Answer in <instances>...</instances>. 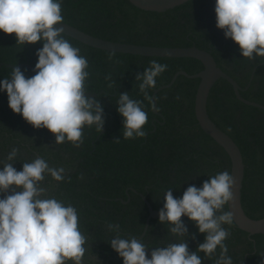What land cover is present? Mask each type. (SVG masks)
<instances>
[{"label": "trees", "instance_id": "16d2710c", "mask_svg": "<svg viewBox=\"0 0 264 264\" xmlns=\"http://www.w3.org/2000/svg\"><path fill=\"white\" fill-rule=\"evenodd\" d=\"M63 23L103 40L152 47L205 50L217 67L241 88L242 98L264 106V58L249 61L231 39H225L216 28L215 0H190L162 13L147 12L134 7L128 0H60ZM89 62L88 93L103 106L104 127L100 133L95 126L85 127L83 143L75 148L71 143L55 144L47 129H34L19 114L8 107L7 94L0 92V161L13 147L20 149L13 167L22 170V163L37 156L44 157L50 167H63L65 179L43 182L48 195L71 204L79 214V227L88 238L84 264H123L111 249L110 240L116 235L108 225H119L121 237H136L151 248L178 242L167 223L150 219L142 236L148 210L142 197L152 209L164 205L168 189L180 198L189 186L201 187L203 182L222 171L230 173L231 163L226 152L199 127L194 115V99L198 79L178 75L183 71L194 75L203 69L192 58L143 57L103 51L82 44L64 35ZM42 43L16 45L13 35L0 32V81L11 78L13 67L27 64L35 67V53ZM167 64V70L156 78V86L145 97L139 91L137 73H143L150 62ZM27 78L35 72L22 67ZM112 87H109V85ZM142 102L148 122L146 136L125 140L122 136L123 118L117 112L119 95ZM154 101L156 103L153 111ZM207 114L214 124L238 146L244 163L241 205L252 219L264 217V111L240 102L232 86L219 79L207 98ZM120 139L119 143H113ZM3 164H0V171ZM18 190V189H17ZM10 193H5L8 195ZM3 195H0V199ZM228 211L227 205L224 208ZM188 229L185 242L189 251L203 243L195 224L182 220ZM230 232L225 240L233 264H262L264 234L250 236L234 223L224 225ZM194 237V238H193ZM202 264H215L199 254Z\"/></svg>", "mask_w": 264, "mask_h": 264}, {"label": "clouds", "instance_id": "9594fccd", "mask_svg": "<svg viewBox=\"0 0 264 264\" xmlns=\"http://www.w3.org/2000/svg\"><path fill=\"white\" fill-rule=\"evenodd\" d=\"M214 12L216 28L238 46L242 58H264V0H215ZM63 25L60 0H0V32L13 35L21 48L42 43L35 53V75L27 78L15 66L11 78L0 81V92L7 94L13 114L34 129H47L56 145L69 142L79 148L84 128L95 126L100 133L105 120L103 106L86 95L88 59L64 38ZM167 68L152 60L142 74L137 73L135 79L145 97ZM117 112L123 118V139L146 136L148 116L141 101L124 92L119 95ZM19 151L13 147L0 161V264H84L88 238L79 227L77 209L49 196L43 183L46 176L62 182L65 169L50 167L44 157L37 156L17 171L13 162ZM235 187V178L225 170L210 176L199 188L187 187L180 198L168 189L158 218L161 225H169L178 242L151 248L149 256V247L141 239L121 237L119 225L109 224V231L116 233L110 247L123 264H202L199 254L211 259L217 249L215 264H233L225 244L230 232L224 227L233 223V216L224 208L232 203ZM182 216L205 236L196 251L190 252L185 242L188 229Z\"/></svg>", "mask_w": 264, "mask_h": 264}, {"label": "water", "instance_id": "95a60500", "mask_svg": "<svg viewBox=\"0 0 264 264\" xmlns=\"http://www.w3.org/2000/svg\"><path fill=\"white\" fill-rule=\"evenodd\" d=\"M134 7L147 11V12H156L162 13L167 10L178 7L190 0H128ZM64 35L68 36L82 44L88 45L90 47L100 49L103 51L113 52V53H123L130 55H138L143 57H159V58H192L201 62L203 69L194 75H188L183 71L177 72L171 81L164 86H161L158 89H155L153 93V98L157 92L162 89L170 87L178 75H183L187 78L198 79L199 83L195 93L194 99V115L196 121L201 128V130L213 139L223 150L226 152L230 159L231 168L230 174L236 180V187L233 189L234 199L230 205H227V209L231 212L233 216V223L241 231L246 232L248 235H263L264 234V217L260 219L249 218L241 205V190L242 182L244 178V163L242 154L235 144V142L221 129H219L214 122L209 118L207 114V98L209 92L213 85L219 80L223 79L227 81L233 89L235 97L242 103L248 106H252L264 111V106L248 101L241 97L239 85L226 73H224L219 67H217L214 58L205 50L198 49L194 46L187 48H168V47H152V46H142L134 44H124L111 42L103 40L100 38L93 37L89 34H86L70 25L63 23ZM59 27V26H54ZM20 69L25 67L29 70L34 69L27 64H21ZM14 68V67H13ZM87 96L93 97V94L86 93ZM156 103L154 101L153 111L155 112ZM143 202L145 203L148 210V217L145 221L144 230L142 236L147 230L150 219H159L158 211L152 209L145 197H142ZM188 219L187 217L182 216L181 220Z\"/></svg>", "mask_w": 264, "mask_h": 264}]
</instances>
